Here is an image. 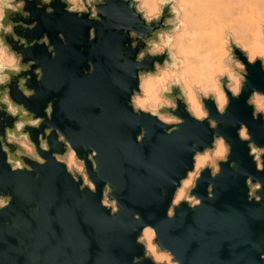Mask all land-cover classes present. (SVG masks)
<instances>
[{"label": "water", "instance_id": "1", "mask_svg": "<svg viewBox=\"0 0 264 264\" xmlns=\"http://www.w3.org/2000/svg\"><path fill=\"white\" fill-rule=\"evenodd\" d=\"M159 2L160 13L152 17L139 0H97L82 14L66 11L62 0H25L30 15L8 13L15 38L7 36L6 43L23 55L25 71L0 86V198L9 201L0 208V264H133V257L140 264L144 249L136 237L143 224L156 227L160 246L182 264H264V193L259 201L249 199L245 186L249 176L264 183V171L257 170L249 154L250 144L264 148V114L254 118L249 102L256 92L264 96L262 59L250 62L228 35L230 60L244 65V71L237 70L244 79L237 99L228 91V75L216 77L228 103L220 113L212 101L206 102L210 119L217 122L214 131L206 122H196L183 104L175 112L184 121L179 126L164 128L157 119L138 115L129 97L140 91L141 77L179 62L169 46L180 13L175 0ZM158 44L165 55L154 54ZM173 86L179 91L170 93V103L182 102L180 81L167 85ZM18 89L27 94L35 89V95L25 98ZM196 92L201 98L202 92ZM5 106L15 108L19 127ZM46 106L52 110L50 121ZM33 114L45 117L40 129L31 127ZM48 124L64 132V153L54 132L47 141ZM242 126L250 141L239 138ZM38 131H43L39 143L52 149L41 153L47 162L29 161L23 170L11 171L8 157L19 158L26 150L21 141L28 146L29 133L35 141ZM219 135L232 145L231 166L222 163L215 178L205 170L194 190L202 203L195 208L182 203L166 218L175 182L192 167L189 147H202ZM11 136L19 148L7 142ZM73 147L86 160L91 148L98 154L91 157L98 163L92 169L88 161L87 178L96 182L95 194L85 177L68 168L66 157ZM104 182H110L119 201L115 213L101 206Z\"/></svg>", "mask_w": 264, "mask_h": 264}, {"label": "clouds", "instance_id": "2", "mask_svg": "<svg viewBox=\"0 0 264 264\" xmlns=\"http://www.w3.org/2000/svg\"><path fill=\"white\" fill-rule=\"evenodd\" d=\"M65 4L66 11L71 13L82 14L88 12L90 8L94 6L97 0H62ZM164 2V0H161ZM52 0H42V4H51ZM25 0H0V86H4L11 83L12 74L17 76L21 72L25 71L24 68V57L22 54H19L11 47V45L6 43V37L9 35L14 36L15 25L12 22H6L8 13H19L21 16L27 17L30 13L25 11ZM47 11H53L52 8H48ZM93 16L95 12L91 13ZM46 39V37H45ZM154 54L160 56L165 55V49L161 47H156L154 49ZM54 55V53H53ZM253 62V61H250ZM240 71H244L243 64L238 65ZM225 79H227L225 77ZM244 79V77H241ZM179 82L177 81L176 84ZM28 81H25L27 86ZM139 88V84L137 85ZM160 88L162 91V98L153 97V106H146V101L141 98L139 94L134 93L129 97V106L133 112L139 114H146L151 116L154 119L159 121V124H162L166 127L171 125L179 126L184 121L182 118L175 115V112L180 105L183 104L184 111L187 112L196 122L198 123H207V126L213 131L217 127V122L210 119L209 111L207 107V101H212L215 104V110L223 113L225 107L228 103V99L224 94H221L217 100L210 93L205 92L201 98L200 103H195L194 107H189L187 99L181 101L169 102L170 93L179 91L175 86L173 87H164L163 82H160ZM21 91V94L25 98H31L35 95V89L31 90V94H27L23 89H18ZM228 91L231 92V95L234 98H239L241 90L239 87V81L235 87H230ZM11 99V97H9ZM14 103V102H13ZM167 109V111H165ZM4 111L7 112V115L12 118L13 124L16 127L19 125L15 124V108L8 106L4 107ZM45 117L50 121L52 118V110L49 106H46L44 109ZM264 114V109H258L253 112L254 118L258 115ZM45 117L37 116L33 114V123L31 127L35 129H40V126L44 123ZM46 127L50 128L51 131L47 134V141L49 142V137L52 133H55V140L57 144L63 146V151L65 152V145L68 143L65 139V134L55 125L48 124ZM45 128V127H44ZM44 130V129H43ZM171 130H178V127ZM43 132V131H42ZM42 132L37 133L36 140L34 141L31 138L29 133L28 140L29 145L26 147V150L21 151L18 156L19 158L13 160L11 157H8L7 164L10 165V170L15 172L17 170H23L26 166V162L29 161L33 163H39L44 165L47 160L41 154L44 152H51L52 149L48 147L47 144H40V135ZM59 134V135H58ZM239 138L242 141H250L251 137L246 126H242L238 131ZM8 143H14L17 147H20V142L15 136L8 137ZM50 143V142H49ZM39 145V146H38ZM250 156L253 157V160L256 164L258 171H264V148H258L254 144H250ZM91 150V157H96L98 154L95 149ZM188 151L192 154V167L186 169L183 176L179 177L174 184V191L172 193L171 200L169 202L168 208L165 212V217L170 218L176 214V209L180 207L182 203H186L189 208H195L202 203L201 197L195 193V189L198 187V183L202 176V173L205 170H210V176L215 178L218 176L221 164L228 163L230 165L229 157L232 155V145L226 140L223 135L212 136L211 142L202 147H196L194 144L191 145ZM71 156L73 157L75 164L72 171L77 173L79 176L85 177V184L88 185V190L93 194L96 193L97 185L96 182L93 183L87 178L89 172V160L91 157L86 160L78 154V151L73 147L71 151ZM61 157L57 156V160H60ZM234 163V161L232 162ZM97 160H91V169L94 165H97ZM245 186L247 188V197L249 199H255L259 201L261 198V193H264V183H261L259 180L253 182L251 176L245 179ZM105 191L103 193V198L101 199V206L105 209H110L111 213H115L118 210V199L113 195L114 190L112 189L110 182H104L103 185ZM209 189H212L209 191ZM208 197L209 199L213 198V185L208 183ZM9 201L3 198H0V208L6 207ZM137 218H140L139 213H133ZM136 243L143 246L144 252L143 256L140 257V264L144 260L151 261V264H182L181 260L174 258L173 254L167 249H163L158 240H157V231L156 227L149 224H143L140 228V233L136 237ZM137 257H133V264H136Z\"/></svg>", "mask_w": 264, "mask_h": 264}, {"label": "rangeland", "instance_id": "3", "mask_svg": "<svg viewBox=\"0 0 264 264\" xmlns=\"http://www.w3.org/2000/svg\"><path fill=\"white\" fill-rule=\"evenodd\" d=\"M159 1L160 0H139V7L146 12L148 17H152L160 13L161 4ZM212 2H219L218 6H225L227 8L220 18L221 21L213 26L214 29L212 28L216 37L222 38L224 43L223 49L225 51L221 58L224 72H219L215 77H220L224 73L228 75L229 72H231L237 77L240 85V81L243 79H241V76L238 74L237 70H240L238 65L242 63L237 60H230L232 55L228 44V35H231L232 41L237 43L243 50L246 51L249 61H255L257 58H261L264 67V8L261 7L263 4L260 0H212ZM174 4L177 6L180 13L179 20L175 21V24H180L178 29L170 31V36L172 39L169 46L170 51L174 50L175 46L173 45L175 44L176 38L178 35H180L183 28L182 4L180 0H175ZM156 47L163 48L164 46L163 44H158ZM172 55L174 58L177 57L179 60L175 68H170L168 66H164L163 68L158 67L156 73L141 77L140 82L141 80L146 81L147 79H153L159 84L162 81L164 87H167L169 82H173L175 80H170L169 78L162 79L163 77H165L167 74L180 77L183 74L184 65L181 63L179 55H176L174 52H172ZM184 76L185 77H182L179 81L183 87L188 106L190 97L195 98L200 103V98L196 92L197 90L202 92V94L214 90L213 87L203 86L202 82L198 79H192V77H188L186 74ZM232 84L233 82L231 81L229 88L232 87ZM161 92V88L159 87V89L156 91L155 97L162 98ZM136 94H139L141 97H147L146 91H144L141 87L140 91L136 92ZM256 95H261L263 98L260 104H257L254 101ZM249 102L254 105L255 110L264 109V96L260 93H254ZM146 106L151 107L149 105ZM21 143L23 146L27 147V144L24 140H22ZM66 162L68 168L73 169L75 162L73 164L70 163L69 155L66 157Z\"/></svg>", "mask_w": 264, "mask_h": 264}, {"label": "bare ground", "instance_id": "4", "mask_svg": "<svg viewBox=\"0 0 264 264\" xmlns=\"http://www.w3.org/2000/svg\"><path fill=\"white\" fill-rule=\"evenodd\" d=\"M264 8V0H260ZM182 4V32L177 36L174 52L179 55L181 63L184 65L183 74L179 76L166 75L162 79L180 80L184 75L198 79L205 87H213L215 98L218 100L224 92L217 83L216 75L224 72L222 64V54H224V43L222 38L216 37L212 30L215 24L221 21V17L225 6H218L219 2L213 3L212 0H180ZM214 29V28H213ZM249 60V59H248ZM228 77L233 82L232 87L237 84V77L229 72ZM160 84L153 79L141 80L140 87L146 91L147 97H141L146 101V105L153 106V97L159 89ZM225 95V94H224ZM261 95H256L254 101L261 103ZM195 103H199L195 98L190 97L189 107H194ZM68 152L70 163H74ZM69 163V165H70Z\"/></svg>", "mask_w": 264, "mask_h": 264}]
</instances>
